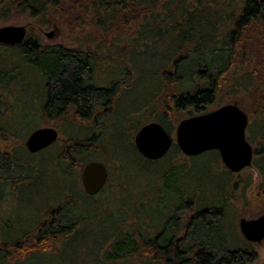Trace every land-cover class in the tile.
Segmentation results:
<instances>
[{
    "label": "trees",
    "instance_id": "trees-1",
    "mask_svg": "<svg viewBox=\"0 0 264 264\" xmlns=\"http://www.w3.org/2000/svg\"><path fill=\"white\" fill-rule=\"evenodd\" d=\"M25 16L82 41L43 44L30 32L0 43V264H251L252 248L229 247L237 183L219 171L218 150L181 161L173 142L150 160L133 135L209 111L232 79L250 99L233 102L252 113L246 138L264 190V0H0V20ZM100 61L109 74L96 76ZM14 88L25 114H4ZM39 121L58 137L31 153ZM92 160L108 175L88 194L80 173Z\"/></svg>",
    "mask_w": 264,
    "mask_h": 264
},
{
    "label": "water",
    "instance_id": "water-1",
    "mask_svg": "<svg viewBox=\"0 0 264 264\" xmlns=\"http://www.w3.org/2000/svg\"><path fill=\"white\" fill-rule=\"evenodd\" d=\"M25 25L0 26V43L20 44L26 37ZM51 37L53 31L46 32ZM248 115L236 102L226 103L213 110L181 119L175 129V138L159 122L141 125L133 135L138 152L147 159L164 156L175 142L186 156L218 150L223 164L232 172L251 166L254 149L246 138ZM58 137L51 126L34 129L25 139V146L35 153ZM107 168L98 160L87 162L80 173L81 183L88 194L97 193L107 179ZM242 235L249 241L260 243L264 238V211L256 218L241 217L238 221Z\"/></svg>",
    "mask_w": 264,
    "mask_h": 264
},
{
    "label": "rangeland",
    "instance_id": "rangeland-1",
    "mask_svg": "<svg viewBox=\"0 0 264 264\" xmlns=\"http://www.w3.org/2000/svg\"><path fill=\"white\" fill-rule=\"evenodd\" d=\"M13 24V25H25L27 27V35L31 32L32 35L37 36L40 38L41 42L43 44H54V43H60L64 44L68 47L77 46L79 42H81L82 38L81 35L73 33L68 31L67 28L61 29V31L55 30V28L51 26L46 25H39L37 22H35L30 17H23L22 19L18 20H9V21H3L0 20V26ZM53 31V35L51 37L46 35V32ZM101 37H97V40ZM95 39V40H96ZM97 45L101 48L100 52L102 54L106 53V48L110 46V40L108 42L106 41H99ZM106 56V55H105ZM101 65L96 70V76H104L106 73L109 74V71H107V67L109 64H112L109 61H100ZM111 74V71H110ZM33 76V75H32ZM25 81V80H22ZM232 83V79L230 80L229 84L226 85L223 88V91L218 95L217 101L214 105L208 106L207 110H213L215 109V106L217 104H226V103H233V97L236 95H241L243 99V104H241L244 107H247L250 103L249 97H247L246 94H240L237 92L231 91L229 89V86ZM23 93H20L17 91L16 88L12 90L7 91V102L11 105H8L5 109L4 114H23L24 110L22 109V105L20 104L26 97L22 95ZM221 96V98H220ZM231 101V102H228ZM220 105V106H221ZM10 106V107H9ZM124 107L129 108L128 104H124ZM248 111V110H246ZM26 113V112H25ZM24 113V114H25ZM139 115V114H138ZM248 119H251L252 113L247 112ZM147 117L145 118H155V114H146ZM190 116V111L184 110L182 112L170 114L168 121L172 125L171 135L175 138V129L178 121L183 119L182 117ZM44 124V122L42 121ZM42 126H51V125H42ZM37 127H41V122L39 121L37 123ZM247 135V132H246ZM252 145V144H251ZM253 147V145H252ZM180 160H185V155L181 154L179 156ZM221 162L219 166V171H222L226 169L227 167L222 164ZM189 164V163H188ZM187 164V168H189V165ZM205 180V179H204ZM233 180L236 181V187L235 191L232 193V197L229 200V203L231 205V210L227 212L226 218H225V225L227 230L230 231V237L231 242L229 241V247H250L256 252V258L251 264H264V239L258 243V242H249L245 240L246 238L242 235L240 228H239V218L245 217V218H256L259 216V214H262L264 211V190L259 187L261 176L258 173V170L255 169L254 166H250L247 168H243L242 170L238 172H234L233 174ZM159 184V182H158ZM165 195V200H167L168 195ZM157 199L159 200V196L157 194ZM35 201H38V199H35ZM155 208V205H153ZM22 209H18L17 211H21ZM55 260V257L52 259Z\"/></svg>",
    "mask_w": 264,
    "mask_h": 264
},
{
    "label": "flooded vegetation",
    "instance_id": "flooded-vegetation-1",
    "mask_svg": "<svg viewBox=\"0 0 264 264\" xmlns=\"http://www.w3.org/2000/svg\"><path fill=\"white\" fill-rule=\"evenodd\" d=\"M248 123H249V119H248ZM248 125V124H247ZM247 129V128H246ZM260 215V214H259ZM264 239V238H263ZM245 240H247V239H245ZM247 241H249V240H247ZM249 242H253V241H249ZM255 243V242H254Z\"/></svg>",
    "mask_w": 264,
    "mask_h": 264
},
{
    "label": "bare ground",
    "instance_id": "bare-ground-1",
    "mask_svg": "<svg viewBox=\"0 0 264 264\" xmlns=\"http://www.w3.org/2000/svg\"><path fill=\"white\" fill-rule=\"evenodd\" d=\"M26 29H27V27H26ZM26 36H27V33H26ZM26 38V37H25Z\"/></svg>",
    "mask_w": 264,
    "mask_h": 264
}]
</instances>
